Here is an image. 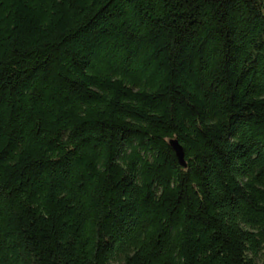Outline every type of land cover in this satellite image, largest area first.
I'll list each match as a JSON object with an SVG mask.
<instances>
[{
	"label": "trees",
	"instance_id": "16d2710c",
	"mask_svg": "<svg viewBox=\"0 0 264 264\" xmlns=\"http://www.w3.org/2000/svg\"><path fill=\"white\" fill-rule=\"evenodd\" d=\"M0 264H264V0H0Z\"/></svg>",
	"mask_w": 264,
	"mask_h": 264
},
{
	"label": "water",
	"instance_id": "95a60500",
	"mask_svg": "<svg viewBox=\"0 0 264 264\" xmlns=\"http://www.w3.org/2000/svg\"><path fill=\"white\" fill-rule=\"evenodd\" d=\"M169 146L171 147L172 151L174 152L178 164L182 168H185L186 164L184 162V155H183V150H182L181 146L178 144V142L176 140H170Z\"/></svg>",
	"mask_w": 264,
	"mask_h": 264
},
{
	"label": "rangeland",
	"instance_id": "374dc122",
	"mask_svg": "<svg viewBox=\"0 0 264 264\" xmlns=\"http://www.w3.org/2000/svg\"><path fill=\"white\" fill-rule=\"evenodd\" d=\"M262 259V257L261 256H259V258H258V261H260Z\"/></svg>",
	"mask_w": 264,
	"mask_h": 264
}]
</instances>
